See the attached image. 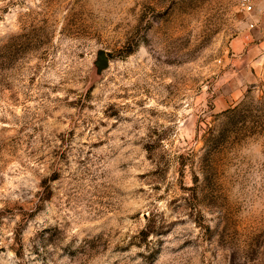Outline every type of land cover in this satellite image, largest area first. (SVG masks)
<instances>
[{
    "label": "rangeland",
    "instance_id": "1",
    "mask_svg": "<svg viewBox=\"0 0 264 264\" xmlns=\"http://www.w3.org/2000/svg\"><path fill=\"white\" fill-rule=\"evenodd\" d=\"M0 264H264L238 0H0Z\"/></svg>",
    "mask_w": 264,
    "mask_h": 264
},
{
    "label": "built area",
    "instance_id": "2",
    "mask_svg": "<svg viewBox=\"0 0 264 264\" xmlns=\"http://www.w3.org/2000/svg\"><path fill=\"white\" fill-rule=\"evenodd\" d=\"M238 7L246 18L249 31L264 32V0H238Z\"/></svg>",
    "mask_w": 264,
    "mask_h": 264
},
{
    "label": "water",
    "instance_id": "3",
    "mask_svg": "<svg viewBox=\"0 0 264 264\" xmlns=\"http://www.w3.org/2000/svg\"><path fill=\"white\" fill-rule=\"evenodd\" d=\"M94 66L96 67L97 74L108 68L109 60L104 51L97 52Z\"/></svg>",
    "mask_w": 264,
    "mask_h": 264
}]
</instances>
